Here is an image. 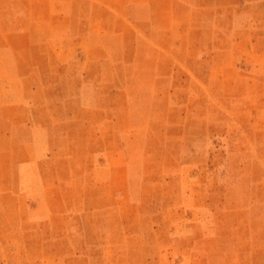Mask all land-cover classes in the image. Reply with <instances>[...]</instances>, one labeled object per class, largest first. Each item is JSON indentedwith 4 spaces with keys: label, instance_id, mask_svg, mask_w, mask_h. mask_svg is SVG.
Instances as JSON below:
<instances>
[{
    "label": "rangeland",
    "instance_id": "obj_1",
    "mask_svg": "<svg viewBox=\"0 0 264 264\" xmlns=\"http://www.w3.org/2000/svg\"><path fill=\"white\" fill-rule=\"evenodd\" d=\"M0 264H264V0H0Z\"/></svg>",
    "mask_w": 264,
    "mask_h": 264
}]
</instances>
